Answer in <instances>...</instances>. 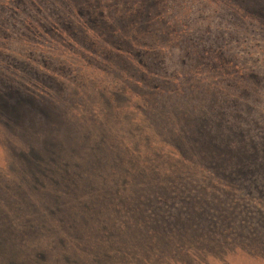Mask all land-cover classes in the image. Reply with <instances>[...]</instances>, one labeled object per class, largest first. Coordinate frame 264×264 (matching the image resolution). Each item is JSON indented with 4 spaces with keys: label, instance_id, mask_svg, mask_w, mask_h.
<instances>
[{
    "label": "rangeland",
    "instance_id": "rangeland-1",
    "mask_svg": "<svg viewBox=\"0 0 264 264\" xmlns=\"http://www.w3.org/2000/svg\"><path fill=\"white\" fill-rule=\"evenodd\" d=\"M259 10L0 0V264H264Z\"/></svg>",
    "mask_w": 264,
    "mask_h": 264
},
{
    "label": "trees",
    "instance_id": "trees-1",
    "mask_svg": "<svg viewBox=\"0 0 264 264\" xmlns=\"http://www.w3.org/2000/svg\"><path fill=\"white\" fill-rule=\"evenodd\" d=\"M258 15L261 17L262 20H264V13H261V11L259 10ZM18 95V94H17ZM19 96V95H18ZM21 96V95H20ZM2 97L5 99V103L7 106H9L7 109L9 110H14L15 109V105L18 102H20V100L22 101V98H12L11 94H3ZM10 99V100H9ZM246 132H241V130H239V132L237 133H232L231 135L235 138L239 137L238 140L241 141L244 139V136L246 135ZM213 136H210V141L212 140ZM228 140L230 139V137H226ZM241 143L243 144V141H241ZM251 144V149L248 150L246 147H244L243 145L241 146V148H239L238 150L241 153V155L244 157V159L246 160H251V161H247V163L245 164V160H241V163L245 164V165H241L240 167L244 166L243 168L239 169L240 167H238L237 169H239L237 172L239 173L240 176H243L245 174L248 175H257L261 178H264V135H262L257 142H250ZM217 144H214V147ZM224 150L226 152L230 151L231 149L229 147H223ZM230 155L235 154L234 151L229 152ZM252 163V167L250 166V164ZM255 165V166H254ZM228 179L231 177V175H227L226 176ZM233 179V178H230ZM264 182V180H263ZM257 184L262 185L260 186H254L258 193L262 196H264V184L260 183V182H256Z\"/></svg>",
    "mask_w": 264,
    "mask_h": 264
}]
</instances>
